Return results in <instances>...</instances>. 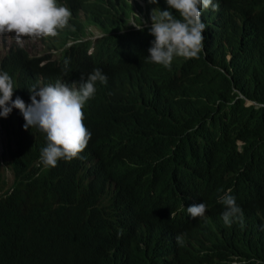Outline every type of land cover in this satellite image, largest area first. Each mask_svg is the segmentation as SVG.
Masks as SVG:
<instances>
[{
  "label": "trees",
  "instance_id": "16d2710c",
  "mask_svg": "<svg viewBox=\"0 0 264 264\" xmlns=\"http://www.w3.org/2000/svg\"><path fill=\"white\" fill-rule=\"evenodd\" d=\"M69 1L86 14L70 3L68 33L87 36L92 25L106 34L101 65L75 68L70 77L99 68L107 84L97 82L83 108L92 138L82 161L59 160L40 171V134L16 132V150L11 139L0 141V264H228L241 254L264 260V196L241 206L262 219L261 241L246 244L230 235L222 208L189 188L216 179L229 165L242 168L264 157V0H213L220 19L210 25L201 17L202 57L174 58L173 72L146 61L154 37L129 23H143L137 1ZM145 2L149 18L155 8L169 10L166 0ZM27 55L16 48L4 59L19 90L38 88L41 75L62 76L61 68H42ZM258 181L262 186L264 178ZM186 197L208 204L205 218L185 224L173 217Z\"/></svg>",
  "mask_w": 264,
  "mask_h": 264
},
{
  "label": "clouds",
  "instance_id": "9594fccd",
  "mask_svg": "<svg viewBox=\"0 0 264 264\" xmlns=\"http://www.w3.org/2000/svg\"><path fill=\"white\" fill-rule=\"evenodd\" d=\"M135 1L142 8L137 14L143 23L132 18L131 26L141 31L147 27L149 36L154 37L152 46L147 48V62L173 72L174 58L202 57L207 34L201 17L210 25L217 21L221 9L218 4L213 0H166L169 10L155 8L149 18L150 8L145 0ZM148 2L156 4L158 0ZM70 3L85 13L69 0H0V141L11 139V148L16 150V132L40 134L42 145L36 157L40 171L56 167L59 160L62 165L84 159L92 132L84 119L83 108L94 96L96 83L107 84V76L99 68L81 74L78 79L70 77L75 68L101 65V41L106 36L92 25L86 28L87 36L68 33L74 19ZM171 10H175L179 18ZM16 48L27 52L30 59L38 60L42 68H61L62 76L49 79L41 75L36 79L38 88L19 90L16 76L7 69L12 66H4V59ZM236 142L241 150L242 139ZM259 177L264 178V157L254 158L242 168L229 165L216 179L201 184L191 182L189 188L222 208L221 219L231 227L230 235L234 239L258 245L262 219L242 211L241 206L264 196V184L260 186ZM186 199L173 217L181 223L205 218L208 204L202 199ZM176 241L183 245L181 235ZM200 247L201 244L199 250ZM228 264H264V260L241 254Z\"/></svg>",
  "mask_w": 264,
  "mask_h": 264
},
{
  "label": "bare ground",
  "instance_id": "6f19581e",
  "mask_svg": "<svg viewBox=\"0 0 264 264\" xmlns=\"http://www.w3.org/2000/svg\"><path fill=\"white\" fill-rule=\"evenodd\" d=\"M237 4H238V3H237ZM237 4H236V5H237ZM167 7H168V6H167ZM254 7H255V6H254ZM258 7H259V6H258ZM258 7H257V8H258ZM253 9H254V8H253ZM255 9H256V7H255ZM255 11H256V10H255ZM253 12H254V10H253ZM137 17H138V16H137ZM219 19H220V18H219ZM73 20H74V19H73ZM130 22H131V21H129V23H130ZM119 25H120V24H119ZM126 25H127V24H126ZM84 26H85V25H84ZM116 27H117V26H116ZM127 27H129V26H127ZM112 28H113V27H112ZM117 28H118V27H117ZM119 29H120V26H119ZM127 29H128V28H127ZM108 30H110V28H109ZM218 30H219V29H218ZM228 30H229V29H228ZM106 31H107V30H106ZM112 31H113V30H112ZM108 32H109V31H108ZM108 32H107V33H108ZM117 34H118V33H117ZM105 35H106V34H105ZM121 36H122V35H121ZM105 42H106V41H105ZM114 42H115V41H114ZM108 43H109V42H107V44H108ZM111 43H112V41H111ZM105 44H106V43H105ZM206 44H207V43H206ZM251 44H252V43H251ZM27 57H28V55H27ZM28 60H29V59H28ZM26 62H27V61H26ZM28 63H29V62H28ZM254 66H255V65H254ZM219 79H220V78H219ZM215 80H216V79H215ZM246 99H247V98H246ZM241 100H242V99H241ZM244 102H245V101H244ZM137 103H138V102H137ZM237 103H238V101H237ZM237 103H236V104H237ZM236 104H235V105H236ZM237 105H238V104H237ZM220 106H221V105H220ZM221 107H222V106H221ZM236 108H237V107H236ZM118 109H119V108H118ZM142 111H143V110H142ZM141 113H143V112H141ZM133 118H134V117H133ZM144 118H145V117H144ZM146 119H147V118H146ZM127 120H128V117H127ZM144 121H145V120H144ZM212 124H213V123H212ZM206 125H207V123H206ZM207 126H208V125H207ZM209 129H210V128H209ZM18 134H19V133H18ZM162 135H163V134H162ZM18 136H19V135H18ZM160 137H161V135H160ZM183 138H186V136L183 137ZM163 139H165V138H163ZM166 139H167V138H166ZM192 139H193V138H192ZM160 141H162V140H160ZM186 141H187V140H186ZM191 141H192V140H191ZM191 141H190V142H191ZM204 141H205V140H204ZM9 142H10V141H9ZM184 142H185V141H184ZM184 142H182V143H184ZM188 143H189V141H188ZM188 143H187V145H188ZM201 143H202V141H201ZM5 145H6V143H5ZM187 145H186V146H187ZM193 145H194V142H193ZM202 145H203V143H202ZM205 145H206V143H205ZM178 146H179V145H178ZM181 146H182V145H181ZM194 146H195V145H194ZM200 146H201V145H200ZM200 146H199V147H200ZM143 148H145V147H143ZM172 148H173V147H172ZM181 148H182V147H181ZM188 148H189V147H188ZM193 148H194V147H193ZM200 148H201V147H200ZM155 149H156V148H155ZM168 149H169V148H168ZM170 149H171V148H170ZM201 149H202V148H201ZM3 150H4V149H3ZM142 150H143V149H142ZM171 150H172V149H171ZM169 151H170V150H168V152H169ZM177 151H178V149H177ZM185 151H186V150H185ZM4 152H5V151H4ZM178 152H179V151H178ZM191 152H193V151H191ZM191 152H190V153L187 152V153L191 155ZM148 153H149V152H147V154H148ZM171 153H172V151H171ZM171 153H170V154H171ZM175 153H176V152H175ZM204 153H205V152H204ZM257 153H258V152H257ZM257 153H256V154H257ZM89 154H90V153H89ZM258 154H260V153H258ZM5 155H6V154H5ZM10 155H11V154H10ZM171 155H173V154H171ZM174 155H175V154H174ZM89 156H91V154H90ZM153 156H155V154H154ZM165 157H166V154H165ZM170 157H172V156H170ZM173 157H174V156H173ZM5 158H6V157H5ZM11 158H12V157H11ZM84 158H85V157H84ZM159 158H160V157H159ZM186 158H187V157H186ZM86 159H87V158H86ZM156 159H157V158H156ZM163 159H164V158H162V159L160 158V160H163ZM168 159H169V158H168ZM189 159H190V156H189ZM122 160H123V159H122ZM166 160H167V159H166ZM171 160H173V159H171ZM88 161H89V160H88ZM167 161H168V160H167ZM185 161H186V159H185ZM190 161H191V160H190ZM204 161H205V160H204ZM215 161H216V160H215ZM217 161H218V159H217ZM169 162H170V159H169V161L166 162V163H169ZM192 162H193V161H192ZM202 162H203V160H202ZM166 163H165V164H166ZM194 163H195V161H194ZM4 164H5V163H4ZM192 164H193V163H192ZM216 164H217V163H216ZM168 165H169V164H168ZM207 165H208V164H207ZM169 166H170V165H169ZM196 166H197V165H196ZM201 167H202V166H201ZM28 168H29V167H28ZM196 168H197V167H196ZM134 169H135V168H134ZM134 169H133V171H134ZM138 169H140V168H138ZM207 169H208V168H207ZM135 170H137V169H135ZM183 170H184V169H183ZM18 171H19V170H18ZM134 173H138V172H134ZM22 175H23V174H21V176H22ZM132 176H133V175H132ZM134 177H137V176L134 175ZM131 181H132V180H131ZM128 183H129V181H128ZM132 183H133V181H132ZM132 183H131V184H132ZM53 184H54V183H53ZM108 184H109V183H108ZM263 184H264V183H262V185H263ZM49 185H51V184H49ZM54 185H55V184H54ZM108 186H109V185H108ZM47 187H49V186H47ZM52 187H53V186H52ZM69 187H72V186H69ZM128 187H129V186H128ZM62 188H63V187H62ZM75 188H76V187H75ZM75 188H74V189H75ZM59 189H60V188H59ZM78 189H79V188H78ZM50 190H52V189H50ZM64 190H65V189H64ZM64 190H63V191H64ZM67 190H68V188H67ZM59 191H61V190H59ZM63 191H62V192H63ZM73 191H74V190H73ZM73 191H72V192H73ZM75 191H76V190H75ZM86 191H87V190H86ZM57 192H58V191H57ZM124 192H125V191H124ZM124 192H123V193H124ZM128 192H129V191H128ZM54 193H55V192H54ZM77 193H78V192H77ZM144 193H145V192H144ZM47 194H49V193H47ZM50 194H52V193H50ZM139 194H140V193H139ZM65 195H66V194H65ZM75 195H76V194H75ZM122 195H123V194H122ZM126 195H127V194H126ZM126 195H124V197H125ZM144 195H145V194H144ZM178 195H179V194H178ZM109 196H110V195H109ZM180 196H181V195H180ZM46 197H47V195H46ZM52 197H53V196H52ZM120 197H121V196H120ZM140 197L142 198V196H140ZM144 197H145V196H144ZM151 197H152V194H151ZM155 197H157V196L155 195ZM54 198H55V197H54ZM103 198H104V196H103ZM125 198H126V197H125ZM148 198H150V197H148ZM179 198H180V197H179ZM108 199H109V198H108ZM157 199H158V198H157ZM125 200H126V199H125ZM147 200H148V199H147ZM152 200H153V199H152ZM152 200H150V202H151ZM159 200H160V199H159ZM161 200H162V199H161ZM163 200H164V199H163ZM168 200H169V199H168ZM102 201H103V200H102ZM142 201L144 202L143 199H142ZM165 201H166V200H165ZM161 202H163V201H161ZM168 202H169V201H167V203H168ZM171 202H172V201H170V204H169V205H171ZM173 202H174V201H173ZM175 202H176V201H175ZM141 203H142V202H141ZM133 204H135V203H133ZM144 204H146V203H144ZM163 204H164V203H163ZM173 204H174V203H173ZM167 205H168V204H167ZM169 205H168V206H169ZM177 205H178V204H177ZM102 206H103V205H102ZM138 206H139V205H138ZM146 206H147V205H146ZM149 207H150V205H149ZM154 207H155V206H154ZM161 207H162V206H161ZM140 208H141V207H140ZM144 208H145V205H144ZM111 209H112V208H111ZM162 209H165V208H162ZM162 209H161V210H162ZM154 210H155V209H154ZM156 210H157V209H156ZM158 210H159V209H158ZM166 210H167V209H166ZM166 210H165V212H166ZM145 211H146V210H145ZM145 211H144V212H145ZM147 211L150 212V209L147 210ZM147 211H146V212H147ZM168 211H169V210H168ZM134 212H135V211H134ZM162 212H163V211H162ZM118 213H119V212H118ZM141 213H142V212H141ZM160 213H161V211H160ZM102 214H103V213H102ZM150 214H151V212H150ZM158 214H159V213H158ZM158 214H156V215L158 216ZM165 214H166V213H165ZM165 214H164V215H165ZM167 214H168V213H167ZM167 214H166V215H167ZM156 215H155V216H156ZM162 215H163V214H162ZM164 215H163V216H164ZM169 215H170V213H169ZM148 216H149V215H148ZM148 216H147V217H148ZM153 216H154V215H153ZM100 217H101V216H100ZM150 217H151V216H150ZM168 217H169V216H168ZM154 218H155V217H154ZM165 218H166V219H165ZM165 218H164V220H167V217H165ZM158 219H159V218H158ZM164 220H163V221H164ZM168 220L170 221V219H168ZM212 220H213V219H212ZM263 220H264V219H263ZM160 221H161V219H160ZM169 221H168V222H169ZM172 221H173V219H172ZM207 221H208V220H207ZM127 222H128V221H127ZM112 223H113V221H112ZM156 223H157V222H156ZM161 223H162V222H161ZM162 224H163V223H162ZM166 224H167V223H166ZM170 224H171V223H170ZM172 224H173V222H172ZM185 224H186V223H185ZM187 224H188V223H187ZM118 225H120V224H118ZM174 225H176V224H174ZM114 226H115V225H114ZM180 226H181V225H180ZM180 226H179V227H180ZM184 226H186V225H184ZM179 227H178V228H179ZM176 228H177V227H176ZM115 229H116V228H115ZM121 229H122V228H121ZM124 231H125V230H124ZM113 233H114V231H113ZM121 233H122V231H121ZM116 234H117V233H116ZM114 235H115V234H114ZM114 235H113V237H114ZM116 237H117V236H115V238H116ZM168 241H169V240H168ZM182 257H184V256H182ZM183 260H184V259H183Z\"/></svg>",
  "mask_w": 264,
  "mask_h": 264
},
{
  "label": "rangeland",
  "instance_id": "374dc122",
  "mask_svg": "<svg viewBox=\"0 0 264 264\" xmlns=\"http://www.w3.org/2000/svg\"><path fill=\"white\" fill-rule=\"evenodd\" d=\"M1 40H2V39H0V44H1ZM249 102H250V101H249Z\"/></svg>",
  "mask_w": 264,
  "mask_h": 264
}]
</instances>
